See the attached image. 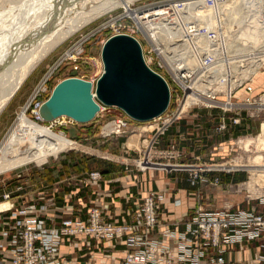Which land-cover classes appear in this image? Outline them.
I'll return each mask as SVG.
<instances>
[{"label": "built area", "instance_id": "1", "mask_svg": "<svg viewBox=\"0 0 264 264\" xmlns=\"http://www.w3.org/2000/svg\"><path fill=\"white\" fill-rule=\"evenodd\" d=\"M224 1L156 0L137 7L128 4L113 21L115 32L111 35L125 33L139 41L145 64L167 82L170 103L172 96L176 98L173 120L193 108L216 110L218 121L213 133L222 137L233 126L246 130L259 122L256 136H236L241 154L228 163L230 172L244 168L250 170L248 181L251 177L255 180L253 192L243 183L242 201L247 206L228 201L221 208L209 209L198 199L190 213L164 225L155 236L164 191L142 195L129 219L106 220L104 198L111 196L107 185L114 180H104L100 171H90L78 179L83 185H98L92 189L84 219L73 215L72 203L58 206L53 197L0 210V264H79L59 256L63 240L71 237L112 240L114 247L119 242L122 257H109V264H264V152L256 146L257 138L264 132V17L259 24L258 42L240 48L235 32L226 34L222 26L211 21L217 5ZM101 62L100 59L99 73L88 79L93 85L102 73ZM186 99L189 101L184 105ZM44 100L36 102L37 114ZM108 108L100 104L96 117ZM118 110L121 117L105 127L104 135L121 134L128 122H133ZM163 114L152 120H160ZM247 139L255 143L246 146ZM227 141H219L213 149L223 150ZM247 152L251 154L247 156ZM140 153L138 161L148 168L162 161L175 166L182 159L178 147H159L156 138L143 143ZM195 160L197 163L186 170L188 184L198 190L222 187L220 177L209 175L198 163L200 156ZM209 160L213 162V158ZM224 188L228 190V184ZM1 197L2 202L11 199L9 192ZM173 203L181 202L176 198Z\"/></svg>", "mask_w": 264, "mask_h": 264}, {"label": "rangeland", "instance_id": "2", "mask_svg": "<svg viewBox=\"0 0 264 264\" xmlns=\"http://www.w3.org/2000/svg\"><path fill=\"white\" fill-rule=\"evenodd\" d=\"M131 1L130 6L137 7L151 4L156 0ZM263 1L264 0H256V3L261 4ZM253 9H255V7ZM122 10V7H115L109 11L102 12L80 30L66 37L53 48L44 59L38 62L21 87L11 93V99L5 104V107L0 113L1 148L4 147L11 133L14 132L17 124V114L20 110L19 108L23 106H26L27 117L36 124L44 127L46 132H49V140H54L57 136L67 139L69 144L64 145L63 148L55 154L47 156L41 163L29 162L16 168L2 171L0 173V210L12 208L14 206L13 203H16L14 200L10 199L9 201L2 202L1 195L7 192L10 193V190L15 191L18 184L24 189L23 192H28L31 190L29 185L32 183H37L39 187L41 184H52L55 182L58 193L60 192L59 197L62 199V194L68 192L70 189L67 186L68 182H72L76 177H79V175L83 176L84 173L92 170L103 171L105 174L109 173L110 176L107 178L110 179L122 177V180L127 183H131L134 176L140 177L141 179L142 175L145 173L146 182L148 183L149 179H151L154 187L155 185H159L163 190L167 188L175 189L177 187L175 181H173L172 184L167 176V172L169 171V169L167 171V163L163 161L157 162L148 168L138 161L142 144L157 138L160 123L172 119L171 113H173L177 107V101L174 96H172L169 108L160 120L128 122V126L121 134L104 135L106 132L105 127L113 120L121 117L119 110L114 107H110L104 112L99 113L98 117H95V119L88 123H77L68 117H61L51 122H44L39 119L37 114V108L35 107L36 102L46 98L49 88L53 87L58 79L77 76L88 80L94 78L95 75L99 73V68H97L95 64L101 59V47L114 31L115 28L112 26V23L114 20L117 21V18L121 16ZM252 13L254 14L255 12L249 10L246 15H244V13L239 14L241 16L238 15L237 22H243V20H245L244 17L247 16L249 18ZM260 14L264 15L263 12ZM241 22L240 24H242ZM117 27L118 26H116V28ZM246 27H251V25H246ZM123 29L126 31L128 27ZM136 33L137 36H140L137 31ZM244 33H246V35H243L242 38H237L238 42H241L240 39L243 41L241 42L242 45H245L246 40H252L255 37V33ZM258 39L259 35L255 40L257 41ZM77 47H80V49ZM70 50L74 51L76 55L75 59L72 58L71 55H65L66 52ZM21 60L22 59L19 58L16 61L18 65L16 67L13 66L14 69L12 67L10 69L6 68L7 60L0 61V96L10 90L11 84L9 81L13 76L12 73L17 72ZM160 70L164 72V70ZM43 81L46 83L43 84L46 87L45 90L40 87ZM35 90H37L36 93ZM193 109L196 110V108ZM200 109L204 108H197L196 110L199 111L195 116L198 121L194 120V117L186 118L188 122L194 120V123L198 122L199 124L197 127L198 130L196 131L198 138L195 142H191L190 147L193 150L196 149L195 154L200 156L198 163L200 162L202 165L209 164V162H212L209 160L211 157L213 158V163L220 164L222 168L229 170L230 160L235 159L241 154L240 151L242 150V148H237L238 142H235L237 135L230 133L223 136L227 137L224 140H228L222 146L223 150L219 148L218 150H214L213 148L217 145L219 137L221 136L213 133V128L217 125L218 119L216 116H213L215 111L212 110L210 115H204L203 110ZM186 115L187 114L184 116ZM211 128L212 131L209 130ZM243 130L244 131L240 133L241 135L251 134L256 136L259 132V122H254L249 125L248 129ZM232 140H234V142H232ZM190 141H194V139ZM220 141H223V139ZM177 142L178 141H175L173 146L176 147ZM184 142H186V140ZM185 148L187 149V147ZM245 154L249 156L251 153L247 152ZM245 157L246 156H243V158ZM193 162H197V160H193ZM239 171L243 173V178L241 176V178L235 176L239 179L228 183V190L224 188L226 183L223 182L222 187L216 189L205 187L208 193H203L199 195V197L201 200L207 197V208L218 209L228 201L234 204L240 203V206L243 207L247 206L246 202L242 201V192L245 188L243 183H247L248 171L250 170L247 171L243 168ZM207 172L209 174V170H207ZM187 184L188 182L183 180L182 187L189 190L187 187L189 184ZM114 189L120 190L122 187L118 186ZM120 195H123V193H119L117 198L120 197ZM50 196H52V194H50ZM91 199L92 195L90 196V200ZM23 200L25 202L37 201L36 197L27 199V201L26 198H23Z\"/></svg>", "mask_w": 264, "mask_h": 264}, {"label": "bare ground", "instance_id": "3", "mask_svg": "<svg viewBox=\"0 0 264 264\" xmlns=\"http://www.w3.org/2000/svg\"><path fill=\"white\" fill-rule=\"evenodd\" d=\"M130 2L132 1L0 0V61L7 60L6 68L14 69L13 66L18 65L16 61L19 58L22 59L17 72L12 73L13 76L9 81L10 90L0 96V113L11 99V93L21 87L38 62L44 59L62 40L80 30L100 13L115 7L127 9ZM263 2L260 4L256 3V0H225L217 5L215 17L211 18V21L222 26L226 34L235 32L237 38L246 35L244 32L255 33L252 40L245 41V45L253 46L260 39L259 24L264 17L260 14L264 13ZM249 10L255 13H252L249 18L245 16L244 23L237 22L238 15L243 13L246 15ZM246 25H251V27H246ZM258 35L259 39L256 41ZM240 41L243 42L241 39ZM241 42L237 41V43ZM245 45L241 43L239 47L244 48ZM65 55H72L71 57L75 58L70 51ZM95 65L100 70L99 62ZM43 84L44 81L40 87L46 88ZM187 101L189 100L186 99L183 103L186 105ZM19 109L14 132L11 133L4 147L0 146V173L29 162L41 163L47 156L55 154L64 145L69 144L67 139L57 136L54 140H49V132L27 117L26 106ZM257 139L259 146L257 144L256 146L264 152V132ZM253 143L255 140L245 141L246 146ZM253 181L255 180L251 177L247 182L250 192L254 190Z\"/></svg>", "mask_w": 264, "mask_h": 264}, {"label": "crops", "instance_id": "4", "mask_svg": "<svg viewBox=\"0 0 264 264\" xmlns=\"http://www.w3.org/2000/svg\"><path fill=\"white\" fill-rule=\"evenodd\" d=\"M196 110L192 109L188 111L186 113L187 115L183 116L181 119L179 118L173 121L172 118L169 121H164L160 123V126L158 128L159 133L157 134L156 139L158 140L159 147L173 146L175 141H178L176 147H178L182 151V159L177 165H175L174 167L173 165H167V171L169 169V171L167 172V176L169 177L172 184L173 181H175V184L178 188H167L163 190L162 188H160L159 185H155L154 187L152 185L153 182L151 179H149L148 183L146 182L145 173L142 175V180L140 179V177L134 176V178L132 179L133 181L131 183L123 181L122 177L112 178L113 180H115L111 182L112 185L109 190H114V188H117L118 186H121L122 189L115 190L114 192L111 191V196L109 197L111 198V200H106L108 199L107 197L104 198L106 209L104 210L103 215L106 220H127L132 214V212H130V209H128L131 205L129 203L132 202V199L151 191H164V198L158 210L159 224L154 231V235L158 236L159 230L164 225L170 224L172 221L178 219L179 217H181V215H184L185 213H190L191 207L200 198L199 195L203 193H208L205 187H202L200 190L193 186L190 187L188 184L187 187L189 190H187V188L182 187L183 180L186 181V170L191 167L193 163H197L193 162V160H195V157L199 156L195 154L196 149L193 150L190 147L191 142H195L198 138L196 131L198 130L197 127L199 124L198 122H193L194 120H197L195 116L196 114H198L197 112L199 111ZM200 110H203L204 115H210L212 112V110L209 109ZM187 117H194V120L188 122L186 119ZM212 128L209 130L212 131ZM192 139H194V141H190ZM221 139L224 140V137L220 136L219 141ZM185 140L186 142H184ZM185 147H187V149ZM204 167L209 170V175L211 176H219L221 175L220 173L225 172L238 177L243 176V173L241 171L232 173L229 170L222 168L220 164L216 165L213 162L205 164ZM87 173L88 172L84 173V175ZM81 176L79 175V177H76L74 181L67 183V186L70 189L68 190V192H64L62 194L63 200H61L64 203H72L74 205L73 215L75 217H79L80 219H84L86 217L87 210H84V212L81 213H79V211L80 209H83L82 207H84L85 204H88L90 202V193H92V189H95L98 185H96L95 183L89 184L90 186L81 184L80 182H78V179H80ZM109 176V173L103 174V179L108 180L110 179L107 178ZM230 182H227L226 184ZM29 188L31 190H29L28 192H23L24 189L18 184L15 188V191L10 190L11 200H14V202H16L13 203L14 207H17L23 203H27L23 200V198H26L27 201V199H32L36 197V200L38 202H41L47 198H51L50 194L52 193L50 192L55 191L57 189V185L54 182L52 184H41L38 187L37 183H32L31 185H29ZM119 193H123V195H120V197L117 198ZM176 198H179L181 202L179 205H175L173 203ZM199 200L202 201L205 205L208 203L207 197L202 200L200 198ZM113 244L114 241L112 240L98 241L86 237L65 238L63 240V244L60 246L59 256L63 260L79 264H109V257L114 256L117 259H120L122 257V253L119 252L120 249H122V245H120L118 242L116 247H114Z\"/></svg>", "mask_w": 264, "mask_h": 264}, {"label": "water", "instance_id": "5", "mask_svg": "<svg viewBox=\"0 0 264 264\" xmlns=\"http://www.w3.org/2000/svg\"><path fill=\"white\" fill-rule=\"evenodd\" d=\"M103 70L94 85L69 76L57 81L38 108L50 122L62 116L77 123L95 119L100 104L116 107L136 122L150 121L170 104L165 79L145 64L139 41L125 33L110 35L100 50Z\"/></svg>", "mask_w": 264, "mask_h": 264}, {"label": "trees", "instance_id": "6", "mask_svg": "<svg viewBox=\"0 0 264 264\" xmlns=\"http://www.w3.org/2000/svg\"><path fill=\"white\" fill-rule=\"evenodd\" d=\"M213 116H216L217 119H218V111H215L214 114H213ZM133 122H136V121H133ZM243 131L244 130H243L242 127L233 126V127H231V129L229 130V133H227V134H230L231 133L233 135H238V134L242 133ZM226 138L227 137H224V139H226ZM100 172H101V174H105V172H103V171H100ZM220 174L221 175H219V177H220L221 182H223V183H227V182H230V181H236L238 179V177H235V175H232V174H229V173H220ZM239 178H241V177H239ZM242 178H243V176H242ZM111 185L112 184L110 183V184L107 185V187L111 188ZM111 191L114 192L115 189L114 190H111ZM59 194H60V192L58 193V190H56V191H54L52 193V196L51 197H53V200H54V202H55L56 205L61 206V205H64L65 203L61 200V198L59 197ZM90 195H91V193H90ZM141 196L142 195H139L138 197L132 199L131 200L132 202L129 201L130 202L129 204H131L130 207L128 208V209H130V212H133L134 211L135 204L140 201V197ZM106 200H111V198H108ZM88 206H89V203L88 204H85L84 207H82L83 209H80L79 213L84 212V210H86V208ZM111 221L122 222L121 219H119V220L111 219Z\"/></svg>", "mask_w": 264, "mask_h": 264}]
</instances>
